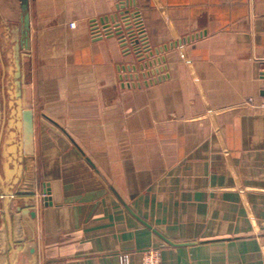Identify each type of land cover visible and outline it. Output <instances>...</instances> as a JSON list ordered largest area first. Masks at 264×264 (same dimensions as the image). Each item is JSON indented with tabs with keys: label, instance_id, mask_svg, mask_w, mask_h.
Instances as JSON below:
<instances>
[{
	"label": "crops",
	"instance_id": "1",
	"mask_svg": "<svg viewBox=\"0 0 264 264\" xmlns=\"http://www.w3.org/2000/svg\"><path fill=\"white\" fill-rule=\"evenodd\" d=\"M122 7L164 58L139 79L100 22ZM16 65L23 174L10 192L4 124L0 249L3 225L31 235L29 198L38 264H142L152 248L264 264V0H0L3 122Z\"/></svg>",
	"mask_w": 264,
	"mask_h": 264
},
{
	"label": "water",
	"instance_id": "2",
	"mask_svg": "<svg viewBox=\"0 0 264 264\" xmlns=\"http://www.w3.org/2000/svg\"><path fill=\"white\" fill-rule=\"evenodd\" d=\"M123 8V7H122ZM120 10L119 15L115 16L112 19V23H108V19L101 20V25L103 31L109 35H115L119 38L122 46L126 47V53L131 54L134 53L138 59L139 67L137 65L128 66L129 72H134L135 74L130 75L131 79H139L140 75L138 73L140 70L144 71L149 68L154 67L158 62L164 61V58L159 61L150 60V57L154 56V50L149 44V40L141 31H139L138 25L135 26L136 30L133 28L134 26L131 24L133 20V24L137 23L138 13L131 14L130 11L126 9H118ZM123 10V11H121ZM113 26V27H112ZM99 29L96 28L95 31ZM139 32H136V31ZM130 43V46L127 45ZM178 45V43L176 44ZM168 50V46H165L161 49H156V53L162 54L164 51ZM16 74L14 77L16 78L12 90L8 91V118L6 122L4 121V111L2 110V104L0 102V126L6 124V130L8 131L7 138L4 141L6 146L5 148V156H7V168L8 175L12 177V184L9 186V191L12 192L14 188L19 184L20 179L23 174V142L20 139L22 133V115H23V107L21 101V82L19 78V65H16ZM160 70H154L152 72H142L143 77L152 76L156 73H159ZM160 79L149 80L146 82V85L154 84L158 82ZM135 86V85H134ZM138 86H141L139 83ZM10 165L13 166V169H10ZM13 195V194H12ZM9 195H5L6 200ZM28 203H26L25 208H17L18 213L24 217L30 225L31 235H21L17 233L16 229L13 234L12 228L6 227V225L2 226L1 234H2V248L0 249V264H38V253L36 247V219L37 213L35 210V206L33 201H30L32 204H29V198H27ZM48 201V200H46ZM29 248L27 249V247ZM11 251V254H9Z\"/></svg>",
	"mask_w": 264,
	"mask_h": 264
},
{
	"label": "built area",
	"instance_id": "3",
	"mask_svg": "<svg viewBox=\"0 0 264 264\" xmlns=\"http://www.w3.org/2000/svg\"><path fill=\"white\" fill-rule=\"evenodd\" d=\"M139 17V16H138ZM137 23L133 24V20L131 22V24L134 26L133 28L136 30L135 26L138 25L139 27V31H141L144 35L145 32L142 29V24L140 19H137ZM72 26H74V24H72ZM138 30L136 32H139ZM147 37V36H146ZM130 45V43L128 44ZM120 264H130V258L128 255H122L120 256ZM142 264H162V251L161 249H148L146 251L143 252L142 254Z\"/></svg>",
	"mask_w": 264,
	"mask_h": 264
}]
</instances>
